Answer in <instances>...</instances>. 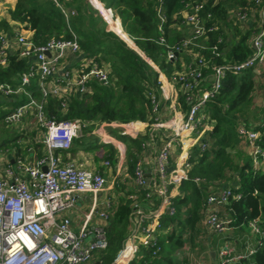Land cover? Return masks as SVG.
Instances as JSON below:
<instances>
[{"label":"built area","instance_id":"built-area-1","mask_svg":"<svg viewBox=\"0 0 264 264\" xmlns=\"http://www.w3.org/2000/svg\"><path fill=\"white\" fill-rule=\"evenodd\" d=\"M50 1L60 10L70 28L69 21L77 14L76 9L65 5L63 0ZM87 1L107 25L106 30L116 34L108 26V17L116 18L113 8L105 6L101 0ZM207 1L186 2L184 9L179 12L186 34L179 44L169 46L163 26L166 21L164 0H156L157 29L161 33L157 42L168 47L166 60L172 63L179 61L182 69L175 71L169 79L156 68L158 76H161L160 95L149 92L150 119L156 121L151 131L145 132L147 123L139 120L102 122L94 131L102 140H107L109 136L104 130L106 126L118 128L120 134L132 138L147 135L131 176L141 197L130 196L132 211L127 238L113 264H129L133 259H139L143 247L152 248V257L158 255L160 236L165 232L161 220L166 214L175 212L168 195V186L190 179L188 171L192 164L189 153L194 146H198L201 151L209 147L208 138L213 122L207 103L219 93L226 74L239 75L264 64V0H250L262 19L261 29L249 39L250 53L243 60L225 63L212 60V56H220L218 44L222 42L223 36L218 34L216 43L207 45L209 34L221 28L211 12L201 14ZM231 15L235 17L234 24L245 30L246 24L243 25V22L248 15L245 9L232 10ZM71 34V38H53L44 44L35 45L31 38L19 30L0 31V66L8 63V43L11 39L18 46L19 58L29 61L31 57L35 58V64L30 62L29 70L20 75L21 85L17 88L0 83V99H11V95L17 93L28 97L26 103L12 109L4 121L11 131L23 132L24 120L31 116L37 126L44 130L42 139L35 140L41 143L39 155L34 152L31 141L21 136L14 141L15 144L9 145L10 149L5 148L9 155L0 156V264H92L108 246V225L120 204L119 195L108 191L109 182L117 183L119 168L115 169V173L111 172L108 159L99 163V169L62 162L56 152L70 150L75 141L84 136L83 128L88 122L48 118L44 109L47 97H57L60 111L64 114L72 97L89 95L94 91V83L107 85L110 81V69L97 63L92 56H84L77 35L72 31ZM128 46L137 51L133 46ZM204 50L209 51L210 57L202 53ZM66 51L81 55L82 59L73 77L69 72L54 77L59 60ZM137 52L151 63L144 54ZM183 55H188L189 60L184 61ZM31 77H36L39 97L32 96L23 87ZM173 92L186 102L187 108L180 117L173 114L169 120H162L161 115L169 107L167 101L172 99ZM170 107L168 113L171 110L174 112V106ZM159 129L164 130L160 132ZM236 132L238 139L248 147L252 170H260L264 165V149L259 142L264 130H256L239 120ZM183 142L187 144L181 147V154L172 166V156ZM119 143L118 164L122 167L125 144ZM44 167L46 170H43ZM191 179L197 184L204 181L197 176ZM231 197L233 193L230 185L214 183L209 190L202 219V224L209 231L227 233L231 229L229 220L218 215L219 207L228 204ZM77 201L86 208L74 224L69 211ZM247 226L255 244H262L264 228L256 220L249 221ZM127 252L130 254L128 259L121 261ZM253 252L254 249L249 248L245 254H236L224 244L218 248L217 264H235Z\"/></svg>","mask_w":264,"mask_h":264},{"label":"trees","instance_id":"trees-1","mask_svg":"<svg viewBox=\"0 0 264 264\" xmlns=\"http://www.w3.org/2000/svg\"><path fill=\"white\" fill-rule=\"evenodd\" d=\"M74 1H76L78 14L70 19V28L60 10L50 0H16L14 8L8 10L12 20L24 23L27 29L33 31L31 40L35 45L44 44L53 38H71L72 31L77 35L84 56H92L97 63L103 61L110 67L109 83L107 85L94 83V91L91 94L83 95L81 98L72 97L64 114L60 111L58 98L47 97L44 107L47 117L56 120H80L88 123L95 120L101 123L147 121L151 115L150 99L146 96L147 85L157 87L158 73L126 42L133 47L136 45L145 57L156 64L169 79L175 71L182 69L179 61L172 63L166 60L168 47L157 42L161 33L157 29L156 0H101L105 6L115 8L116 18L108 17V19L114 22L116 29L109 28L123 40L112 31L105 29L103 19L87 12L84 0ZM187 1L198 2L200 0H164L163 10L166 21L163 26L166 43L169 46L179 44L183 38L182 34L174 30L172 26L177 27L183 24L179 12L184 9ZM214 1L208 0L201 12L202 15L204 12H211L214 21L218 22L221 27L218 32L209 34L207 45L210 46L216 43L218 34L223 36L222 42L218 44L220 56H212V60L215 63L243 60L251 51L247 43L249 34H240L237 42L232 40L229 44L223 28L227 13L226 7L224 3ZM99 21L101 26L97 27ZM2 30L11 32V27L4 18L0 19V31ZM202 53L210 57L209 51L204 50ZM183 59L185 61V58ZM29 68L28 59L19 58L17 53L10 54L7 65L0 66V83H8L17 88L21 85L20 75L27 72ZM113 76L116 77L115 82L118 84V89L113 86ZM23 87L26 91H30L32 96L39 97L36 82H29ZM253 89L252 68L239 75L231 73L225 75L219 93L207 103V110L213 122L209 132L210 140L208 138L209 147L201 151L198 146H194L189 153V160L192 164L188 171L190 179L168 186V195L175 212L172 215L166 214L161 220L165 232L160 236L161 248L158 255L152 257V248L143 247L140 251L142 257L133 259L129 264H143L145 261L148 264H187L185 258L177 260L174 251L184 244L182 237L184 231L189 229L193 232L202 222L209 190L213 188L214 183L220 184L228 181L233 176L232 173H237L236 184L228 183L227 185L231 186L233 197L230 198L228 204L219 207V217L228 219L229 226L236 232L245 230L244 227L248 228V222L251 220H256L264 228V170L253 171L248 154L247 156L237 154V152L232 153L238 143L236 126L239 120L252 125L256 130H264L262 120L251 123L242 118L238 120L237 113L251 102ZM153 92L158 94L159 91L156 89ZM134 97H140L143 100L138 104ZM27 100L28 97L25 94L14 97L11 102L4 100L5 102L0 104V120L5 123L4 118L11 110L26 103ZM179 100L185 110L186 102L180 97ZM111 132L118 140L123 139L130 142L126 156L129 159V169L132 174L138 159L136 152L141 151L147 135L132 138L127 134H120L113 130ZM83 134L86 138L87 132L84 131ZM21 136H23L21 133L4 136L1 144H9V141L12 143ZM259 144L264 149V133ZM35 145L38 144L35 143ZM88 148L91 147L85 146L84 149ZM113 154L114 151L111 148L107 157L111 160ZM237 156L243 158L236 160ZM195 176L204 181L199 184L195 183L191 179ZM131 211L130 200L127 199L119 204L114 218L108 225V246L92 264L114 263L116 255L126 242ZM176 229H178L177 234ZM224 239H230V236L226 234ZM165 241L170 244L166 250L163 246ZM251 248L254 252L248 258L235 264H264V241L260 245H251ZM123 258L124 255L121 261Z\"/></svg>","mask_w":264,"mask_h":264},{"label":"crops","instance_id":"crops-1","mask_svg":"<svg viewBox=\"0 0 264 264\" xmlns=\"http://www.w3.org/2000/svg\"><path fill=\"white\" fill-rule=\"evenodd\" d=\"M63 1L65 2V5L76 9V11L78 12V10H77V8L75 6L76 5V1H74V0H63ZM218 2L224 3V5L226 7V10H227L226 11L227 12L226 13V18H225V21H224V27H226V30L228 29V31H226L224 27L223 28H224V33H225V35L227 37V41L229 42V44H230V42L232 40L237 42L239 40V38H240V34H249V36L247 38V43H248L250 37L253 34H255L257 31H259L261 29V27H262V22H261L262 19H261V16H260L259 12L253 6V4H251L250 0H245V1L242 0L241 4L233 5L231 7L229 5H227L226 2H224L223 0H218ZM15 3H16V0H0V19L1 18H4L8 22V24L11 27L12 30H19V32H21L23 35L27 36L28 38H31V36L33 34V31L27 29L25 27V24L24 23H20L18 21L12 20L10 18V15L8 13V10L10 8L11 9L14 8ZM84 3H85V6L88 5V6L91 7V5L89 4L88 1L85 2V0H84ZM238 8L245 9V11L248 14L247 15V20L245 22H243L244 23L243 25L246 24L245 30H241L240 27H239V25L237 26L236 24H234L235 17L231 15V11L232 10H236ZM108 26L111 27V28H113V29H116V25L112 21L109 22V25ZM172 28H174V30L179 31L180 34H181L180 25L177 26V27H175V25H174V27L172 26ZM238 30L241 31V33L238 32ZM229 44H228V46H229ZM127 45H130V44L127 43ZM8 48H9V53L10 54L17 53L18 46H17L16 42L13 39H11L9 41ZM135 48L138 49L136 45H135ZM183 58H185V61H187L189 59V57L186 56V55H184ZM81 59H82L81 58V55H73L71 52L66 51L65 54H64V56L59 60L58 68L56 69V73H55L54 77L55 76L56 77L62 76L66 72H69L70 75L72 74V77H73L75 68L77 67V64L80 63ZM30 62L33 63V64H35V58L34 57H31L30 58ZM100 63L104 67L110 69V67L105 62L101 61ZM149 64L155 70H156V68L159 69L156 66V64H154L152 61ZM252 70H253V73H254V89H253L252 95L256 92L257 89H259L260 90V95L262 97V96H264V64L263 65H258L256 67H254ZM29 82H36V77H31ZM36 85H37V82H36ZM158 91H159L158 94H160V90H158ZM21 95H24V94H19V93L12 94L11 95V99H8V100L11 102V101L14 100V97H18V96H21ZM171 96H172V99L170 101L172 102V105L174 106L173 107L174 112L171 110L168 113L167 118L164 117V118H162V120H166V121L169 120L170 116H173V114H176L175 116L180 117L181 116V113L184 110L182 108V106H181V102L179 100V97L175 94V92H173V94ZM261 99H260V102H261ZM170 101L168 100L167 103L169 104ZM260 111H262V109H260ZM260 114H261V112L259 113V115ZM259 120H263L264 121V109H263L262 115L258 117V121ZM134 121H136V120H134ZM33 124H34V126L32 124H30V125L32 127L31 129H34L32 133H33V135L34 134L35 135L32 136V138H29V139L30 140L32 139L31 143L33 145V149L35 150L34 152L39 155L41 153V149H40L41 146H40V148L37 146L39 150L38 149H35V147H36L35 143H37V142H35V140H36V138H39L40 140L42 139V136L44 134V132H43L44 130L43 129H40L37 126V124H36V122L34 120H33ZM108 127L109 126H106V128H108ZM163 130L164 129H159L160 132H162ZM105 131H106V133L108 132L107 134L109 136L107 137V140H103V141H105L104 142L105 144H103V146H101V148H105L106 145L114 144L115 145V148L117 150L116 152H119L118 151V147H119L118 145L120 144L119 143V140L109 130H105ZM13 133H17V134H20L21 133V134H23V132H21V131H19V132H13ZM118 133H119V131H118ZM26 135L27 134L24 133L23 134V137L24 136L26 137ZM87 136H88V134H87ZM27 137H28V135H27ZM96 137L98 139H101L99 137V135H96ZM108 138L110 140H108ZM37 144L39 145L40 143H37ZM186 144H187L186 142H183L182 143V146L179 145L177 147V150H176L177 151L176 152V155L173 154V156H177V158H178L180 156V154H181V152L179 153V151H181V149H182L181 147H184ZM236 147L239 150L243 151V153L245 155L248 154V149H247L248 147L241 140L238 139V143H237V146ZM70 150L56 152L58 155H60V153H66L67 158H66V156L63 157V159H61L62 162H72L73 164H75L77 166H80V167H89V168L96 167V168L99 169L98 164H96L97 161L95 162L94 156H91V157L88 156L87 157V153H85L86 151H84V150H79L76 154L70 155L71 154V153H69ZM233 150H232V153L234 152ZM177 153H179V154H177ZM118 155H119V153H118ZM173 156H172V159H171V162L173 160L172 166H174L175 165V161L178 160V159H176V157L174 158ZM261 169L264 170V165H262ZM232 175H233L232 176V181H229V180L228 181H223L222 183H220L221 186L227 185L228 183H230L231 185L236 184L235 183V180L237 178V173H232ZM128 190L130 192V195H127L126 196L128 200H130V201L132 200V198L130 197L132 195L133 196L134 195L137 196V198L141 197V192L138 191V189L135 187V185L133 184V181L130 182V184L128 185ZM118 195L120 197L121 194L118 193ZM85 208H86V206L84 207V209L82 207L81 208H77L76 205H75V207L69 211V214L71 215V218H72V222L74 224H76L78 222V219L79 218H77V216L79 214H81L82 213V209L85 210ZM217 234H223V233H216V235ZM226 234H228L230 236V239H228V240L225 239L222 242L219 241L217 243V245L214 244V243H212V242H210L211 239L208 238L207 245H209V247L206 250V254L202 256V261L201 262L203 264H217V262H218V256H217L218 248L220 246L224 245V244L230 246L234 250V252L236 254H245L248 251V249L251 248V245L255 244V240L251 236V234L249 232V229H245L243 231L236 232L231 227V229Z\"/></svg>","mask_w":264,"mask_h":264},{"label":"rangeland","instance_id":"rangeland-1","mask_svg":"<svg viewBox=\"0 0 264 264\" xmlns=\"http://www.w3.org/2000/svg\"><path fill=\"white\" fill-rule=\"evenodd\" d=\"M86 1L87 0H85V2ZM223 1L226 2V4L229 5L230 7L233 6V5L241 4V2H242V0H223ZM86 7H87V12H89L90 14H92V15H94L96 17H100L99 14L96 11H94L90 6L87 5ZM113 10L116 12L115 8H113ZM77 14H78V12H77ZM100 26H101V23L99 21V24H97V27H100ZM104 26H105V29H106L107 25L105 24ZM224 28L226 30V27H224ZM180 31H181L182 36H184L186 34V28H185L184 24L180 25ZM226 31H228V29ZM238 32L241 33V31H239V30H238ZM134 48H135V46H134ZM137 51H139V50L137 49ZM140 53L143 55L142 52H140ZM160 77L161 76L159 74V76L157 77V87L156 88L154 86L147 85L148 91H146V94H147L146 96H149V92H152V91H154L156 89H158V90L160 89V83H159L160 82L159 81ZM113 80H114V84H113L114 88L118 89L119 87H118V84H116L117 82H115L116 81V77L115 76H113ZM113 80H112V83H113ZM134 99L137 101L138 104H140V102H142L141 100H143L140 97H134ZM260 99H261V102H260ZM3 102H5V101L3 99H0V104H2ZM171 104H172V102L170 101L169 104H168L169 107H166L165 112L161 115L162 118H164V117L167 118V116H168V111L167 110H169V108H171L170 107V106H172ZM260 109H262V111H260ZM263 109H264V96L261 97L260 90L257 89L256 92L252 95L251 102L247 106H244L243 109L241 110V112L237 113V115H239L238 120L240 118H242L245 121H248L250 123L251 122H255L256 120H258V117L262 115ZM260 112H261V114L259 115ZM94 122L88 123V125L85 128H83V130L85 132H87V134L89 133L88 136H86V138L82 137L81 139H77L75 141L74 145H73V148L70 150L69 153H71L70 155H74L79 150H84V151H86L85 153H87V157L88 156L89 157L94 156L95 162L97 161L96 164L99 165V163L104 162V160H106V159L110 160L109 157H107V153L112 148L113 151H114V154H113L112 159L110 160V162H111V172L115 173V169L118 167L119 168V177L117 179L118 180L117 183L114 182L112 184L111 181L109 182L110 189L108 191L110 193H115L116 196H118V193H120L121 195L118 198V200H119V202L121 204L122 202H125L127 200L126 196L130 195V192L128 190V185L130 184V182H132V180H131L132 174H131L130 169H129V167H130L129 159L126 156V152L130 148V142L128 140L119 139L120 142H122L123 144L126 145L124 147V150H123L124 151L123 152L124 160H123V165L121 167V165L118 164L119 163L118 152H116L117 150H116L114 144L106 145L105 148H101L100 145L101 144H105V143H104V141L102 139H98L96 137V134H94V131L98 128L99 123H101V122H98L96 120ZM143 122L147 123V126H145V132H150L151 128L153 127L152 125L154 123H156V121L154 122L153 120L150 119V117L148 118L147 121H143ZM30 124H32L34 126L31 116H29L28 118H26V120H24V130H23V132H25L28 135V137H27V135H26V137L24 136L26 141H32V139L30 140L29 138H32V136L35 135V134L33 135V133H32L34 129H31L32 127H31ZM105 130H109L110 132H111V130L116 131V132H118L117 130L120 131V129H118V128L115 129L112 126H109L108 128L105 127ZM10 131H11V129L3 122V120H0V156L9 155V152H7L8 150L6 151L5 148L10 149L9 145L10 144H15V142L10 143V141H9V144L8 143L6 145L5 144H3V145L1 144V142H3L2 140H3L4 136L8 137V136H10L12 134L11 132H14V131H11V132ZM20 143L23 144L21 141H20ZM37 146L40 148L39 145H36L35 149H38ZM85 146H89L91 148L84 149ZM233 151L237 152V154L238 153L244 154L243 151L239 150L237 147ZM140 152L141 151L136 152L138 154V156L140 155ZM176 152L177 151L174 152L175 155H176ZM180 152L181 151H179V153ZM179 153H177V154H179ZM58 156H60V158L63 159V157L66 156V153H60V155H58ZM173 157L174 158L176 157V159H177V156H173ZM66 158H67V156H66ZM242 158L243 157H238L237 156L236 160H239V159H242ZM172 162H173V160H172ZM229 181H232V176L229 178ZM76 207L77 208H81L82 207L84 209L85 206L80 204V201H77ZM83 209H82V211H84ZM80 216H81V214H79L77 216V218H80ZM244 229H248V228L244 227ZM194 230L195 231H193V232L192 231L190 232L189 229H186L184 231V233L182 235L183 240H184V244L181 246V248L175 249L174 256L177 258V260H184V258H185V260H187V264L188 263L189 264H203L201 262L202 261V256L206 254V250L209 247V245H207L208 238L211 239L210 242H212V243L217 245V243L219 241L222 242V241L225 240L224 236H226V233L217 234L216 235V233L209 231L202 224V222H200L198 224V227L196 229H194ZM175 232L177 234L178 233V229H176ZM192 234H194V235H192ZM169 245H170L169 242L165 241L164 244H163L164 250L168 249Z\"/></svg>","mask_w":264,"mask_h":264},{"label":"bare ground","instance_id":"bare-ground-1","mask_svg":"<svg viewBox=\"0 0 264 264\" xmlns=\"http://www.w3.org/2000/svg\"><path fill=\"white\" fill-rule=\"evenodd\" d=\"M108 21L110 22V20H108ZM129 256H130L129 253H125V254H124V258H123L122 261H126V260L128 259Z\"/></svg>","mask_w":264,"mask_h":264},{"label":"water","instance_id":"water-1","mask_svg":"<svg viewBox=\"0 0 264 264\" xmlns=\"http://www.w3.org/2000/svg\"><path fill=\"white\" fill-rule=\"evenodd\" d=\"M43 170H46V167H44Z\"/></svg>","mask_w":264,"mask_h":264}]
</instances>
